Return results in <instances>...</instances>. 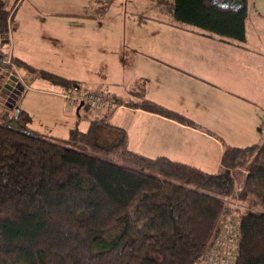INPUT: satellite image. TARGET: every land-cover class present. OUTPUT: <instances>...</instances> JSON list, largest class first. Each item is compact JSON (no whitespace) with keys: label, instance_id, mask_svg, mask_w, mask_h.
Masks as SVG:
<instances>
[{"label":"trees","instance_id":"obj_1","mask_svg":"<svg viewBox=\"0 0 264 264\" xmlns=\"http://www.w3.org/2000/svg\"><path fill=\"white\" fill-rule=\"evenodd\" d=\"M16 1L10 14L0 0V58L34 71L6 49ZM221 1L171 0L174 23L244 42L247 0L234 7ZM37 74L62 88L77 84L47 70ZM97 92L107 106L84 129L76 120L57 142L28 128L26 110L17 118L0 115V264H199L236 199L231 264H264V140L223 143L214 172L147 156L132 150L127 129L109 120L116 107L200 125L142 91L126 100Z\"/></svg>","mask_w":264,"mask_h":264},{"label":"crops","instance_id":"obj_2","mask_svg":"<svg viewBox=\"0 0 264 264\" xmlns=\"http://www.w3.org/2000/svg\"><path fill=\"white\" fill-rule=\"evenodd\" d=\"M61 1L65 3H60V0H49L53 6H41L43 1L40 0H27L24 5L22 0L19 1L14 14L18 31L15 53L13 49L12 57L14 54L15 58L33 65L32 63L36 62H30L29 59L42 62V57L45 56L47 59L43 63L75 73L70 79L76 80L79 87L83 83L91 84L97 88L92 86L85 88L103 91L99 87L105 86L104 91L124 100L128 99L132 92L142 91L146 97L170 108L165 101L166 95L159 92L166 90L173 92L175 85H181L187 77L186 80H192L196 85L207 86L210 93L214 90L229 96L228 102L238 100L249 108V104H257L259 100L258 107L263 111L264 0H258L255 7L254 0H247L245 41L242 43L201 35L195 28L175 24L171 0H152L150 3L148 0H142L141 5L133 8L138 12L131 17L130 23L136 36H140L129 44L134 47L141 44L143 47L148 46V49L146 52L137 51L134 58L120 56L119 59L115 57L117 47L127 41L125 36L128 24L127 0H118L119 5L117 0ZM36 43L50 44L52 47H35ZM152 44L155 46L152 47ZM34 48L44 49L42 57L34 53ZM159 53L162 55L159 56ZM117 66L119 68L117 75H111L109 72L106 74L107 69ZM39 67L50 69L47 66ZM109 76L118 78L109 80ZM110 81L120 83L121 94L107 89L109 84H114ZM169 84L173 86L168 87ZM201 98L204 99V96L201 95ZM205 102L209 103V100L205 98ZM67 109L70 111L66 113ZM171 109L191 118L200 126L185 125L159 114L124 105L116 107L109 120L127 129L129 147L134 151L147 156H167L177 160L170 156L181 155L184 149L183 157L187 158L177 161L201 168L190 156L200 144L204 147L200 146L198 152L201 151L203 155L212 147L218 149L219 163L216 167L218 168L223 142L219 141V136L212 131L213 128L182 108ZM78 112L84 114L85 111L77 107L68 108L64 106L62 100L64 115L78 122L87 123L90 120L86 119L85 115L78 119L76 117ZM243 115L239 113L238 117L243 118ZM86 116L90 117L88 114ZM236 122L239 123L236 120L234 124ZM246 125L251 129V123ZM207 160L208 157L206 162L202 163L206 167Z\"/></svg>","mask_w":264,"mask_h":264},{"label":"rangeland","instance_id":"obj_3","mask_svg":"<svg viewBox=\"0 0 264 264\" xmlns=\"http://www.w3.org/2000/svg\"><path fill=\"white\" fill-rule=\"evenodd\" d=\"M18 1V2H17ZM16 3L18 4L19 1L17 0ZM43 1L42 5L45 6H53V3H50L49 0H40ZM121 1V0H120ZM140 1L142 0H127V12H126V32L125 36L127 37V41L122 42L120 47H117V54L115 55L116 59H119L120 56L122 57H130L134 58V56L138 53L137 51L146 52L145 50L148 49V46L143 47L141 44L136 45L135 47L130 45V41H134L139 39L135 34V30L131 23V17L135 16L134 14L137 13V10H134L133 8L141 5ZM152 0H148L150 3ZM257 1L254 0L255 4L253 6H257ZM5 2V8L10 10V14L12 13V9L14 8L13 4L15 0H4ZM27 2V0H22V5H24ZM60 3H65L60 0ZM117 5H119V2L117 0ZM16 4V7H17ZM13 6V8H12ZM39 6V5H38ZM168 7V6H167ZM43 10H45L43 8ZM163 10V9H162ZM166 10L164 6V11ZM16 11V10H15ZM14 11V14H15ZM13 20L11 22V30L9 35V43L7 44V51L10 55H12L13 49L15 53V43H16V17L13 16ZM37 30V28H35ZM19 32H21V29H19ZM48 41H50V38L47 37ZM148 40V39H147ZM148 45V44H146ZM150 46V45H149ZM155 45L152 44V47ZM35 47H48L51 48L52 45L50 44H44V43H36ZM44 49H36L34 48V53L39 54L40 57L44 54ZM159 56L162 54L159 53ZM14 57H16L13 54ZM42 62L35 61L33 59L30 62H36L35 65H31V67L34 68V71L26 69L24 66L13 64L12 68L13 71L16 73V75L22 80L23 82V89L22 94L20 98L17 101V107L16 108H5L6 99L3 94H0V110H4V113H8L9 116H14L16 114L17 108H21L23 110H26L31 117V121L28 124V128L36 131L37 133L43 134L44 136L50 137L54 139L55 142L60 141L62 139H66L68 135V131L70 128L74 126L75 120H73L70 117H67L62 113V98L58 95V91L60 90V87L58 85H54L49 83L48 81H45L38 76L39 70H47L50 72H53L55 74H65L64 77H72L75 75V73H71L69 70L66 69H56L58 68L55 65H48L47 63H43L46 61L47 57H42ZM29 64V63H28ZM19 66V67H17ZM39 66H47L50 69H43ZM9 68V67H8ZM119 68L118 66L111 67L110 69L106 70L107 72L111 73V75H117ZM181 70V69H180ZM60 72V73H58ZM76 78V77H74ZM93 78V77H92ZM109 80H116L118 77H108ZM187 79V77H185ZM192 78V77H191ZM124 79L126 80L127 77L125 76ZM185 79V80H186ZM183 81L181 85H175L173 92L171 91H160V94H165L167 97V100H165L166 104H168L171 107H177L182 108L184 111H187L191 113L196 119H202L205 122H207L213 129L212 131L214 134H216L220 142L226 143V142H232L235 145H244L246 143L255 142V143H261L264 138V111H262L259 106V100H257V104H249L245 106L244 103L239 102L238 100L235 102H228L229 96L223 95L220 92L212 91L210 93L208 91V87L200 84L196 85L194 81L192 80H186ZM114 82V84H109L107 87L108 90L112 89L113 91L117 92V94H121V85L120 83H116L117 81H110ZM97 88L95 85L91 84H82L81 88ZM172 84H169L168 87H172ZM104 87L102 88L103 92ZM90 91H96L91 90ZM140 90V89H137ZM97 92V91H96ZM201 95L204 96V99L201 98ZM259 95V94H258ZM132 96V95H131ZM152 96L156 97V95ZM205 98L209 100V103L205 102ZM86 109L85 105H82L80 107V110ZM70 110L67 109L66 113ZM239 113H243V118L238 117ZM248 115V116H247ZM233 118V119H232ZM238 121L239 123H235V121ZM247 123H251V129L247 127ZM85 121L79 122L80 128L86 127ZM245 125V126H243ZM210 130V129H209ZM252 130V131H251ZM255 131V132H254ZM215 135V136H216ZM231 143V144H232ZM200 146L202 148L203 145L198 144L197 150H193L192 154L190 155L192 159H194V163L201 166L202 169H207V172H214L215 169H217V165L219 163V151L218 149H214L213 147L207 150V153L204 155L199 151ZM184 149L182 150L181 155L172 154L170 157L177 159V160H184L187 157L184 156ZM190 154V153H189ZM208 157L207 163L208 167L203 165L202 163L206 162V158ZM244 171H239V176L243 174ZM238 184V179L235 178L234 183V189H236V186ZM234 203H240L238 199L233 201ZM239 206V204H238ZM241 206V205H240Z\"/></svg>","mask_w":264,"mask_h":264},{"label":"built area","instance_id":"obj_4","mask_svg":"<svg viewBox=\"0 0 264 264\" xmlns=\"http://www.w3.org/2000/svg\"><path fill=\"white\" fill-rule=\"evenodd\" d=\"M58 94L61 96L64 106L68 108L78 107L80 103L86 106V109L83 110L85 111L83 112L84 114L79 112L76 114L78 119L84 115L86 119H94L99 111L103 110L108 104V99L103 94L86 90L76 85L62 88ZM87 114L90 117L86 116ZM236 207H238V204L233 203L232 210L227 216L222 232L216 237L214 244L206 251L199 264H231L237 246L236 231L238 222L234 214Z\"/></svg>","mask_w":264,"mask_h":264},{"label":"flooded vegetation","instance_id":"obj_5","mask_svg":"<svg viewBox=\"0 0 264 264\" xmlns=\"http://www.w3.org/2000/svg\"><path fill=\"white\" fill-rule=\"evenodd\" d=\"M7 64H9V66L12 65L10 64L9 58H6L5 60H2L0 58V78H1L0 94H3L5 96L6 99V103L4 105L5 108H16L17 101L22 94V89L24 84L22 80L16 75V73L13 71L12 68L7 70L8 68ZM20 110L21 108H19V112ZM1 114H8V113H4V110H0V115ZM15 115L14 118H17L18 116L15 117Z\"/></svg>","mask_w":264,"mask_h":264},{"label":"water","instance_id":"obj_6","mask_svg":"<svg viewBox=\"0 0 264 264\" xmlns=\"http://www.w3.org/2000/svg\"><path fill=\"white\" fill-rule=\"evenodd\" d=\"M241 0H222L221 1V5L226 7V6H236L237 4L240 3ZM76 86H79L78 84H76ZM82 105V103L79 104V106L77 107V109ZM19 115V108H17V113L15 115V117H17Z\"/></svg>","mask_w":264,"mask_h":264},{"label":"clouds","instance_id":"obj_7","mask_svg":"<svg viewBox=\"0 0 264 264\" xmlns=\"http://www.w3.org/2000/svg\"><path fill=\"white\" fill-rule=\"evenodd\" d=\"M78 106H79V105H78ZM80 107H81V106H80ZM80 107H79V108H80ZM79 108H78V109H79Z\"/></svg>","mask_w":264,"mask_h":264}]
</instances>
